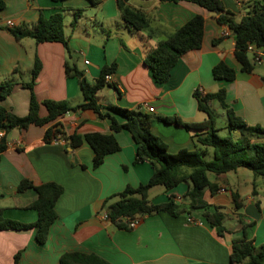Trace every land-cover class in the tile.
Listing matches in <instances>:
<instances>
[{
    "label": "crops",
    "instance_id": "0c3cea01",
    "mask_svg": "<svg viewBox=\"0 0 264 264\" xmlns=\"http://www.w3.org/2000/svg\"><path fill=\"white\" fill-rule=\"evenodd\" d=\"M0 10V81L11 78L13 90L0 104L13 113H28L30 90L21 82L30 79L34 56L41 68L34 82V95L39 102L38 114H47L43 100L66 101L77 105L85 101L75 76H67L65 62L74 64L89 81L96 79L103 65L116 63L110 81L117 87L97 91V102L105 111L108 105L128 109L141 107L150 112L151 130L161 137L171 153L179 149L195 148L192 132L166 123L158 116L177 115L187 121H202L206 115L198 110L193 92L202 87L204 92L226 90L227 103L251 125L264 127V56L252 72L240 70L234 56L232 35L212 40L227 31L217 22L214 14L189 0H128L127 4L145 14L151 34L137 31L121 18L117 0H4ZM225 9L238 22L252 1L221 0ZM76 9L81 14L71 25ZM63 13V30L70 51L58 41L36 43L30 37L16 40L4 27L10 20L14 26L31 27L40 15L49 17ZM204 18L200 48L185 52L172 67L167 81L155 82L143 58L157 42L178 29L193 15ZM84 60L88 63L85 64ZM219 61L236 70L231 81L214 79L212 67ZM15 67L19 72L12 74ZM117 92V93H116ZM145 104L147 107H145ZM218 105L212 102L211 106ZM213 108V107H212ZM214 109V108H213ZM119 122L124 118L113 114ZM66 135L81 136V142L72 147L69 140L46 142L45 130L54 122L31 124L27 128H13L6 134L7 148L0 157V208L5 217L24 223L33 222L37 211L28 208L36 198L34 189L17 191L23 178L35 185L55 182L63 191L55 203L56 219L49 227L44 243L37 242L35 228L0 230V264H13L20 251L18 264H60L64 252L96 253L111 264H233L229 259L231 241L246 236L255 245L264 243V179L254 176L246 168H237L224 174L207 173L209 181L217 185L213 194L203 190V199L224 213L223 225L227 232L219 236L203 218V209L189 207L183 194L190 184L180 182L165 189L153 186L148 191L152 203L167 201L171 196L181 212L143 216L133 228H121L104 217L108 205L105 199L122 191L126 186H137L148 181L152 167L148 162L134 163L136 144L127 130L114 132L119 150L107 154L101 165L92 166L93 151L84 140L87 132L108 134L110 119L99 118L89 108L70 111L58 117ZM210 149H208L209 158ZM221 187L224 192L219 191ZM159 188V189H156ZM237 192L241 207L235 209L232 193ZM228 222H235L227 225Z\"/></svg>",
    "mask_w": 264,
    "mask_h": 264
},
{
    "label": "trees",
    "instance_id": "16d2710c",
    "mask_svg": "<svg viewBox=\"0 0 264 264\" xmlns=\"http://www.w3.org/2000/svg\"><path fill=\"white\" fill-rule=\"evenodd\" d=\"M90 1L94 3V0ZM127 1L117 0V8L122 20L137 31H146L151 34L153 30L150 28L148 18L143 12L131 8ZM189 1L206 8L215 15L218 23L228 27L234 40V56L240 64V70L247 73L252 72L256 63L249 56L247 46L253 44L264 52V2L252 1L249 4V11L236 22L232 17V13L224 8L221 0ZM4 7L5 1L0 0V10ZM80 14L81 10L76 9L71 25L76 24ZM4 28L16 40L30 37L36 43L58 41L65 46L68 52L70 51L63 30V13L61 12L53 13L47 18L40 13L31 27L21 25L5 26ZM203 29V16L195 14L145 53L143 62L151 70L155 82L167 81L171 69L178 59L185 52L200 48ZM221 38L222 35L214 38L212 43L216 44ZM40 68V60L37 56H34L30 79L20 83L22 87L30 90L29 108L26 115L19 116L0 104V130H3V135L0 137V157L1 153L7 148L5 134L13 128H27L31 124L44 125L54 122L45 130L44 140L50 142L57 134H61L69 140V145L74 147L81 142V136L75 133L66 135L61 129L60 122L57 121L58 117L70 111L89 108L95 112L97 117L101 119L109 118L110 133L87 132L83 135L84 140L93 151L92 166L95 168L101 165L107 154L119 150V143L113 133L127 130L136 144L133 162H148L153 169L147 182L135 187L128 185L122 191L105 199L104 204L114 198L109 203V210L106 213L107 218L118 227L130 228L129 221L131 219H141L145 215L160 211L168 212L171 215L179 214L181 209L179 204L174 201L173 196L167 201L152 203L148 199V191L153 186L160 185L168 190L180 182H186L190 186L183 197L188 199L189 207L203 209L202 215L205 222L213 227L219 236H223L227 232V228L223 225L224 213L219 207L211 206L203 199L204 189H208L211 194L217 190V185L209 181L207 173L220 175L234 171L237 168H246L254 176L264 177V127L251 125L236 114L234 109L227 103L226 90L223 87L215 92L200 93L197 90L193 92L198 110L206 115L202 121H187L177 115L158 116L163 122L177 124L192 132L195 148L192 150L182 148L176 153H171L168 151L167 144L163 139L151 130L152 116L150 112L143 110L141 107L128 109L115 105H108L106 106L107 109L103 111V107L97 102L96 93L98 90L105 86H113L117 90V87L111 81L105 79L106 75H110L115 71L116 63L103 65L96 80L89 81L74 64L65 62L66 75L75 76L78 79L85 101L77 105H70L63 100H43L41 104L47 110V114L43 117L38 114L39 102L36 100L33 91L34 82ZM18 72V67H15L12 74ZM211 73L213 78L217 80L231 81L236 77V70L224 61L215 64L211 69ZM262 79L264 81V76ZM13 87L14 82L11 78L1 80L0 100L10 94ZM117 92L119 93L118 90ZM212 102H217L226 114L228 134L225 136L218 134V128L215 126V110L211 106ZM113 114L121 116L124 121L119 122ZM208 149H210L209 158L206 157ZM28 188L34 189L37 194L36 198L28 205V208L37 211L36 220L29 223L13 220L5 217L2 208H0V230L35 228L37 242L44 243L49 234V227L57 217L55 203L63 188L55 182L35 185L26 178L20 180L16 187L19 192ZM232 199L235 209H239L241 203L237 192L232 193ZM250 225L242 224L243 236L233 238L231 241L229 259L233 264H264V243L255 245L254 240L246 236L245 228ZM19 255L20 251L14 255L13 264H18ZM60 264L111 263L93 252L70 251L64 252L60 256Z\"/></svg>",
    "mask_w": 264,
    "mask_h": 264
},
{
    "label": "built area",
    "instance_id": "2783aa9c",
    "mask_svg": "<svg viewBox=\"0 0 264 264\" xmlns=\"http://www.w3.org/2000/svg\"><path fill=\"white\" fill-rule=\"evenodd\" d=\"M6 26L7 27H13L14 24L12 21L8 20L6 21ZM232 35L231 31L228 29L227 31H223L222 32V36H230ZM247 52L249 54V56L251 57V59L256 63V64H259L262 62V59H263V56H264V52L261 48H257L255 47L253 44H248L247 46ZM84 63L87 64L88 61L87 60H84ZM105 79L106 80H109L110 79V75H106L105 76ZM110 81V80H109ZM195 90H197L198 92L200 93H205L203 88L202 87H197ZM145 107L146 104H145ZM147 110L148 111H153V108L152 107H147ZM3 135V130H0V137ZM52 142H64L65 141V138L61 135V134H57L56 137H54L53 139H51ZM219 191L221 192H224L225 191V188L224 187H221L219 189ZM104 217L107 218V213L105 212L104 214ZM140 219H131L129 221V227L130 228H133L135 227L138 222H139Z\"/></svg>",
    "mask_w": 264,
    "mask_h": 264
},
{
    "label": "rangeland",
    "instance_id": "374dc122",
    "mask_svg": "<svg viewBox=\"0 0 264 264\" xmlns=\"http://www.w3.org/2000/svg\"><path fill=\"white\" fill-rule=\"evenodd\" d=\"M135 31V33H137V30H133ZM218 104V103H217ZM215 110V115H216V123L215 126L218 128V134L221 136H225L228 134V130L226 127V121H227V117L226 114L223 110V108H221L219 105L216 106H212ZM260 179H264V177L259 176ZM160 186V185H159ZM163 187V186H162ZM159 189V188H156ZM227 225L231 226L233 225L235 222H228V219H226Z\"/></svg>",
    "mask_w": 264,
    "mask_h": 264
},
{
    "label": "water",
    "instance_id": "95a60500",
    "mask_svg": "<svg viewBox=\"0 0 264 264\" xmlns=\"http://www.w3.org/2000/svg\"><path fill=\"white\" fill-rule=\"evenodd\" d=\"M96 79H94L93 81H95ZM105 87H108V86H105ZM117 93V92H116ZM109 210V209H108Z\"/></svg>",
    "mask_w": 264,
    "mask_h": 264
}]
</instances>
